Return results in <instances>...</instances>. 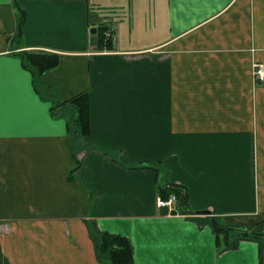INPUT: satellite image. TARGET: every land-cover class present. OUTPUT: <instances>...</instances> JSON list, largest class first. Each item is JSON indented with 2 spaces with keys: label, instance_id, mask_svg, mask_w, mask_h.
<instances>
[{
  "label": "crops",
  "instance_id": "obj_1",
  "mask_svg": "<svg viewBox=\"0 0 264 264\" xmlns=\"http://www.w3.org/2000/svg\"><path fill=\"white\" fill-rule=\"evenodd\" d=\"M26 51L59 63L38 75ZM256 62L264 0H0V264H109L105 233L134 264H264ZM81 92L77 153L53 106ZM171 184L185 201L160 206Z\"/></svg>",
  "mask_w": 264,
  "mask_h": 264
},
{
  "label": "trees",
  "instance_id": "obj_2",
  "mask_svg": "<svg viewBox=\"0 0 264 264\" xmlns=\"http://www.w3.org/2000/svg\"><path fill=\"white\" fill-rule=\"evenodd\" d=\"M20 10L21 22L24 19L25 13L23 9ZM108 25L101 23L98 26V38L100 46H112L111 38L106 37V31ZM21 35V34H20ZM26 56V66L35 69L38 75L46 73L51 68L55 67L59 63V55L56 53H43V52H23ZM71 108L74 116L71 118L69 126L70 129H75L76 135L74 137V148L78 153L84 148V144H80L79 140L86 137L90 132V100L88 92H81L68 100L55 101L53 106V112L56 113L57 109ZM172 194H175L180 200L185 201V197L182 189L179 185H168L161 189V197L168 199ZM215 229L218 233H228L231 228L222 225L218 220H214ZM241 231L246 235H255L256 233L249 232L247 230ZM229 237V236H228ZM226 239H228L226 237ZM229 241L227 245H229ZM99 251L101 257L108 261L109 264H134L132 245L130 241L122 236L116 234L105 233L102 234L99 244Z\"/></svg>",
  "mask_w": 264,
  "mask_h": 264
},
{
  "label": "built area",
  "instance_id": "obj_3",
  "mask_svg": "<svg viewBox=\"0 0 264 264\" xmlns=\"http://www.w3.org/2000/svg\"><path fill=\"white\" fill-rule=\"evenodd\" d=\"M254 78L257 81L264 82V62H256L254 64ZM176 195L169 197L168 199L160 198L158 203L160 206H171L176 201Z\"/></svg>",
  "mask_w": 264,
  "mask_h": 264
},
{
  "label": "water",
  "instance_id": "obj_4",
  "mask_svg": "<svg viewBox=\"0 0 264 264\" xmlns=\"http://www.w3.org/2000/svg\"><path fill=\"white\" fill-rule=\"evenodd\" d=\"M97 31H98L97 27H93L92 30H91V32H92L93 34H96ZM172 185L174 186L175 184H172Z\"/></svg>",
  "mask_w": 264,
  "mask_h": 264
}]
</instances>
